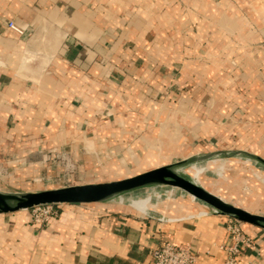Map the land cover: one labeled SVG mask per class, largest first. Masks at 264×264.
<instances>
[{
	"label": "crops",
	"instance_id": "0c3cea01",
	"mask_svg": "<svg viewBox=\"0 0 264 264\" xmlns=\"http://www.w3.org/2000/svg\"><path fill=\"white\" fill-rule=\"evenodd\" d=\"M226 150L264 159V0H0L1 191L47 190L39 161L60 189ZM62 151L75 173L51 171ZM60 206L44 226L0 214V264H153L167 243L223 264L235 245L230 218L190 199L157 207L164 219ZM241 226L254 248L239 260L264 264V231Z\"/></svg>",
	"mask_w": 264,
	"mask_h": 264
},
{
	"label": "water",
	"instance_id": "95a60500",
	"mask_svg": "<svg viewBox=\"0 0 264 264\" xmlns=\"http://www.w3.org/2000/svg\"><path fill=\"white\" fill-rule=\"evenodd\" d=\"M233 157L246 158L264 168V159L244 152L206 154L120 181L77 185L39 192L0 191V214L32 210L47 205H100L111 202L124 204L120 202L121 199L129 198L150 188H174L193 197L199 205L207 208L206 211H201L199 216L210 213L220 215L264 231V216L249 212L213 194L186 174L184 170L211 163L214 159L222 160Z\"/></svg>",
	"mask_w": 264,
	"mask_h": 264
},
{
	"label": "rangeland",
	"instance_id": "374dc122",
	"mask_svg": "<svg viewBox=\"0 0 264 264\" xmlns=\"http://www.w3.org/2000/svg\"><path fill=\"white\" fill-rule=\"evenodd\" d=\"M231 152H239V151L226 150V151H220L218 153H231ZM62 153L64 152L62 151ZM57 154H58L57 152L53 153V155H55L54 156L55 158L53 161H51V164L53 166L51 168V171L54 173V175L60 173L59 169H63L67 173H75L77 171V166L74 162L72 161L69 162L68 159L66 160L57 159ZM203 155H206V154H201L198 156H203ZM66 156L69 157L68 155ZM222 160H225V161H221L220 158H218V159L212 160L211 163L203 164V166H206L209 164H213L215 162L216 163L221 162V163L227 164V166L221 172L222 176L221 175L217 176L216 174H214L212 172V169L204 170L200 176L201 183L205 186H208V188L210 186L212 188L214 186H221L220 189H218L217 187L216 189L217 191L218 190L223 191L224 192L223 194H226L227 198L232 199L233 202L235 203L240 202V203H244L245 205L251 206L252 208H254L256 212H258L256 214L264 216V168L261 166H258L260 168L254 167L250 165V164H255L254 162L248 161L246 158H242V157H233V158L222 159ZM42 163L40 161L38 162L39 168L43 172H46L45 169L47 170V168H44L45 165L40 166ZM47 163L49 164V162ZM237 163H243V164H237ZM193 168H196V167H193ZM43 172L40 177L44 185V188H46L47 190L59 188L57 184L49 183L48 182L49 176ZM8 175H11V174L7 173L5 175L6 177H3L2 179L6 181L13 179V177H11L12 175L11 176H8ZM1 189H2V192H27L29 191V190L16 191L14 190V188H12V186L10 187L4 186ZM213 194L218 195L219 197H223L218 192L215 193V191ZM244 209L249 212H252L251 210H248L247 208H244Z\"/></svg>",
	"mask_w": 264,
	"mask_h": 264
},
{
	"label": "built area",
	"instance_id": "2783aa9c",
	"mask_svg": "<svg viewBox=\"0 0 264 264\" xmlns=\"http://www.w3.org/2000/svg\"><path fill=\"white\" fill-rule=\"evenodd\" d=\"M10 28L20 35H24L25 29L17 26L14 22L9 24ZM62 152L57 154V159L71 162V159ZM60 205H47L34 208L31 211L32 221L36 225L44 226L52 219L59 217ZM164 219V218H162ZM226 228L233 239L235 245L222 248L226 250L227 256L223 264H250L242 263L239 260L243 248L253 249V243L242 230L239 222L229 219ZM153 264H196V256L194 255L191 245L179 246L173 243H167L156 249L152 253Z\"/></svg>",
	"mask_w": 264,
	"mask_h": 264
},
{
	"label": "bare ground",
	"instance_id": "6f19581e",
	"mask_svg": "<svg viewBox=\"0 0 264 264\" xmlns=\"http://www.w3.org/2000/svg\"><path fill=\"white\" fill-rule=\"evenodd\" d=\"M221 161H225V160H221ZM250 165L260 168L257 166V164H250ZM226 166L227 164H224L221 162H217V163L215 162L213 164H209L206 166L199 165V166H194L196 168L190 167L184 170L186 171V174H188L197 183H200L204 188L207 189L208 186H205L201 183V180H200L201 173L204 170L212 169V172L214 174H216L217 176H220L221 172L226 168ZM221 198L224 199L223 197ZM185 199H190L191 201H194L197 204L199 203L193 197H190L188 194L180 190L174 189V188H150V189L141 191L140 193L134 194L133 196H130L129 198L121 199L120 202L128 203L129 205L135 207L136 209L140 211L156 216L159 214V212L157 211V207H159L160 205L164 203L166 204L176 203V202H180L181 200H185ZM158 216L160 218H164L163 215H158Z\"/></svg>",
	"mask_w": 264,
	"mask_h": 264
}]
</instances>
